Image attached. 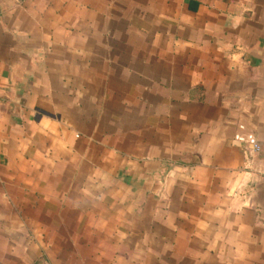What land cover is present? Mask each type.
<instances>
[{
    "label": "crops",
    "instance_id": "crops-1",
    "mask_svg": "<svg viewBox=\"0 0 264 264\" xmlns=\"http://www.w3.org/2000/svg\"><path fill=\"white\" fill-rule=\"evenodd\" d=\"M0 13V264H264V0Z\"/></svg>",
    "mask_w": 264,
    "mask_h": 264
},
{
    "label": "built area",
    "instance_id": "built-area-1",
    "mask_svg": "<svg viewBox=\"0 0 264 264\" xmlns=\"http://www.w3.org/2000/svg\"><path fill=\"white\" fill-rule=\"evenodd\" d=\"M2 26L1 13H0V29ZM240 128L244 130V125H241ZM235 141L238 143L247 144L250 147V155H255L261 150V144L257 137L253 133L239 132L234 137Z\"/></svg>",
    "mask_w": 264,
    "mask_h": 264
}]
</instances>
